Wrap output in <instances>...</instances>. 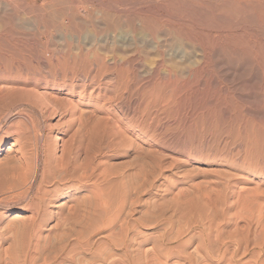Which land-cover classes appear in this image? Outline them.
I'll use <instances>...</instances> for the list:
<instances>
[{
  "label": "bare ground",
  "instance_id": "1",
  "mask_svg": "<svg viewBox=\"0 0 264 264\" xmlns=\"http://www.w3.org/2000/svg\"><path fill=\"white\" fill-rule=\"evenodd\" d=\"M38 1L0 0V102L3 103L4 99H7L10 95L19 94L18 92L20 94L25 93L32 101L41 106L44 113L45 111H50V116L59 115L66 121H61L64 127L60 131H57L49 123L47 125L50 131L48 136H35V164L33 166L34 175L32 180L30 181L27 178V173L29 174L30 171L25 172L30 167L26 169V167H22V164L19 167L22 174L19 171L21 175H17L19 180L14 183H8V191L0 196V205L26 200L27 210L30 213L29 217L25 219L21 215L16 214V217L8 222L7 225L4 226L3 223L0 226V264H119V250L123 252L124 256L121 264H264V189L262 190L259 187L261 183L258 186L250 187L246 182V178L243 177L244 175H239L233 180L225 179L219 183L211 184V187L206 190L196 186V193L194 192L195 194L193 193L192 195L196 197L198 202L194 200L193 203L195 204L193 205L192 201H190L192 210L190 209L187 213H185L184 208H181L183 206L181 202L179 204L181 207L177 204L176 208H174V211L178 214H169L170 216H168L163 211L165 202L154 203L155 201L153 202L152 200L153 204L150 207L148 206L141 216L128 218L130 214H126V211L129 212L127 205L131 207L136 204V199L133 200L130 195L132 190L130 191L126 188L118 194L117 199L116 197L115 199L112 198V195L108 192L110 190L107 191L109 187L104 182L105 177L103 178L104 170L101 166L104 161L100 159L102 147L100 144L98 147L94 145L95 143L98 144L97 140H95L96 142L93 141L94 137L92 140L89 135L88 138L86 137V131L90 125L86 126L87 124L83 120L85 114L84 106H97L101 100L110 101V103L115 101L113 96L109 95V91L116 90L132 94L134 91L132 88L134 80L132 79L133 77L129 76V69L131 70L136 63H146L144 62L145 60L150 59L151 61V58H156L157 56L156 59H153L152 68L148 70L150 77L151 75L153 76L151 80L154 81L144 87L145 94H150L152 97L162 96L165 93L163 90L170 84L181 83L186 78H189V80L190 78L192 80L193 78H202V75L208 70L207 66L209 64L205 65L208 55L205 54L202 48H199L198 43V46L196 45V40L194 39L196 36H188L184 26L185 18H187L186 13L189 12L188 8L190 7L197 12L198 7L196 4L195 7L194 3L192 4L193 7L190 5L188 7L189 3L187 1L175 0L170 2L168 0L169 2L165 3L166 5L158 6L147 0L151 5L146 4L143 7H140V5L129 8L133 3L131 2L132 4L130 5L125 3L128 6L126 11L119 12L120 2L113 3L111 0L107 1L115 4L113 7H107L104 0H44L43 4H38ZM186 2L188 4H185ZM122 4L124 2L121 3V6ZM108 6H110L109 3ZM240 6L229 4L226 8L229 9V12L234 17L245 15V7L243 4L244 8ZM83 8L87 16L93 17L95 32L92 31L94 36L90 38H82L83 47H81L79 44L80 36L77 33L79 30L84 33L82 29L87 30L88 27L85 28V26L91 22H89L90 19L87 20L85 17H83L85 20L79 18L81 16L79 14L82 13L80 9L82 10ZM165 10H168L169 17L164 16L163 11ZM191 13L190 11L189 14ZM213 14L210 13V15ZM24 16L28 17L24 18ZM216 18L218 17L216 16ZM249 21L252 24L253 21ZM258 26L260 27V25ZM55 30L77 32V36L72 33L75 36L73 38L70 35L68 41H71L72 38L75 39V42L79 44L77 46L79 47L77 49L78 53H75V51L67 52L66 58L63 56L65 62L63 60L62 62L68 64L69 67L71 65H81L83 67L88 66V69L90 68L87 73L83 72L80 82L76 83V81L73 83L71 81V84L63 85L68 89L64 95L61 90H58L56 82L58 74L54 75L53 80L51 79L52 82L48 83L49 86L40 85L37 81L34 84L30 83L31 80H37L35 77L41 75L40 69L42 67L57 71L59 65L62 64L60 58L56 57L54 61L53 55L48 56L46 61L43 62L40 59L43 56L40 57L33 54V48L29 44L32 38H34V42L35 39L39 41L40 36L48 37L49 33ZM65 33H63V36ZM84 36H86V33ZM68 47L70 49V46ZM207 49L206 51H209ZM152 54H156V56L152 57ZM211 54L212 52L209 55L213 59V54ZM207 62L210 63V61ZM65 66L62 67L65 69ZM32 67L36 69L33 73H31ZM163 68L166 70H162ZM21 69L27 70L29 73L24 78L25 81L23 79V81L19 80L18 74H14L16 72L19 73ZM52 71L48 73L50 74ZM162 71L163 74H161ZM8 77H11L10 80H7ZM64 78H62V81H64ZM48 79L50 80V78ZM199 81H201L199 83H202V80ZM20 82L23 87H26V90H23V87L19 89ZM189 83L192 85L191 83L193 82ZM204 83L207 82L205 81ZM175 86L176 84L173 87L176 88ZM171 87L169 89H172ZM177 88L180 89L178 85ZM185 89L187 90L184 87ZM52 90L56 91H53V96L49 98ZM182 90L179 92L183 93L181 92ZM180 93L179 95L181 96ZM168 95L169 99L171 94ZM173 98L176 99V97ZM93 126H96V124ZM66 132H72L71 136H68L69 139L66 137L68 140L62 138L66 136ZM91 132L92 130L88 133ZM121 132L124 133L123 131ZM92 134H97V132H92ZM52 138L56 142L54 157H51L49 153ZM91 144L93 145L91 146ZM40 145L44 146L42 148L44 158L41 160L43 178L40 183H36L34 196L29 197L39 171L37 152L41 150ZM11 150L8 151V154L13 152ZM59 152L60 154H57ZM152 165L158 164L154 162ZM50 167H52L53 172L50 176H47ZM147 167L139 164L137 171L131 174L136 182H141V180L146 182H141L140 184L143 183L142 186L139 184L141 186H139L140 189L144 187L147 190L148 188H145V186L153 185L154 180L161 177L162 168H164V166L159 165L158 170L148 171L149 167ZM24 185L25 188L21 189ZM45 185H47V188H45ZM254 185H257V182ZM80 189H85V191L87 189L88 191L86 192L88 194L86 195L83 192L86 196H83L82 199L73 197V193L76 194ZM140 189L138 193L143 191ZM112 190L114 191V189H111V192H113ZM64 197H68V203L63 201V203H66L57 205L58 212L53 215L55 212L49 209L51 199L55 198L57 200ZM71 198L72 201H70ZM189 199L193 200L192 198ZM178 200L181 201L182 198ZM161 205H163V210ZM169 206L170 203L167 207L169 208ZM48 216L55 217V223L46 228L47 222L51 219ZM150 224H162L163 228H160H162L163 234H157L161 236L159 237L161 238L160 240L154 234L153 236H156V239L153 238L154 240L150 245L151 248H148L151 251L147 250L146 246V250L142 251L140 248L142 244L138 237L143 236L144 243H148L142 229ZM177 226L178 228L176 229ZM106 230H108V234L106 233L105 241L102 240V237L97 240L94 239L95 235H101V232ZM119 231H121L120 234L123 232L125 235L123 239L121 237L120 243ZM186 236H189V239L185 240ZM195 240L196 244L193 243ZM192 248H194L196 256L191 252ZM136 254H140V256H136ZM173 256L178 257H176L177 260L171 263V260L175 259L172 258Z\"/></svg>",
  "mask_w": 264,
  "mask_h": 264
},
{
  "label": "rangeland",
  "instance_id": "2",
  "mask_svg": "<svg viewBox=\"0 0 264 264\" xmlns=\"http://www.w3.org/2000/svg\"><path fill=\"white\" fill-rule=\"evenodd\" d=\"M146 1L147 0H111V2L113 3L120 2L119 12L126 11V8L128 6L125 3H127L128 5L133 3L129 6L130 8L132 6L140 5V7H143L144 5L146 6V4L151 5V3L161 6L166 5L165 3L169 1L171 2L175 0H148L151 3H149L148 1L146 3ZM162 1L163 3H161ZM183 1H187L189 3H185L188 4V7L189 5L193 7V3L194 7L195 4L198 7V14L196 10L190 7L188 8L189 12L186 13L187 18H185L184 26L185 32H188V36H196L197 38L194 37V39L197 41H195L196 45L198 43L199 48H202L205 51V54L208 55L206 57L207 59L205 60V65L207 66L209 64L210 66H207L208 70L202 75L203 79L193 78L192 80L190 78L189 80V78H186V82L183 80L181 81V83H175L176 88L173 87L175 84H170L167 86L168 88L166 87L163 90V92H165L163 94L164 96L160 95V97H152V95L150 94L146 95L144 92V87L154 81L151 80L153 79V76L151 75L150 77V75L148 74V70L152 68L153 59L157 58L156 54H152L151 56H156V58H151V61L150 59H147L144 61L146 63H136L133 66L135 70L133 68V70L129 69V76L131 78L133 77L132 79L134 80V85L132 86L134 94H131L130 92L123 93V91L116 90L109 91V95H112L115 101H112L110 103V101L101 100L99 101L97 106H84L85 114L83 120L84 122H86V126L90 125L88 126L89 129L86 130L88 132L92 130L93 133H95V131L97 132V134L93 135L92 132L88 133L86 131V137L88 138L90 136L89 138H91V140L94 137L95 139L93 141L97 140L98 144L95 143L96 141L92 143H95L94 145H96V147H98L99 144L102 147L100 159H102L101 161H104L101 166L104 170V182L107 187L110 188H108L107 191L110 190L108 192H110L112 198L115 199L116 197L117 199L118 194L128 188L130 191L132 190L130 194L132 199H136L135 205L131 207L127 205V210H129V212L126 211V214H130L129 216L127 215L128 218H137L141 216L142 212L144 213L148 206L150 207L154 201V203H157L159 201H161V203H166V205L164 203V206L166 207L161 205V208L163 206L164 210L163 208L162 210L167 213L168 216L178 214H176V211H174V208H176L177 204L179 207L183 205L184 207L182 206L181 208H184L185 213H187L190 211V209L192 210L190 201H192L193 205L195 204L193 203L194 200L195 202H198L196 201V197L192 195L194 192L196 193V186H200L201 188H203L202 190H206L208 189V187H211V184L219 183L225 179L233 180L236 179L235 177L239 175H244L243 177L246 178V182L250 185V187L258 186V184L261 183L259 187L262 190L264 189V15H262L264 14V0H234V2L233 0ZM43 2L44 0H39L38 4H43ZM104 2L107 7H113V5H115L107 0H104ZM123 2L125 6H123L124 4H122L121 6V3ZM239 2H241L245 8ZM108 3L110 6H108ZM229 4H236L238 6H240L241 4L240 7L246 9L245 15H241L244 19L241 16L234 17V15L229 12V9L226 8ZM257 5L260 7H258ZM199 9H201V11H199ZM82 10L80 9V12L82 13L79 14L81 15L79 16V18L81 19L85 17V19L87 20L90 19L89 22L91 21V24L93 22L92 25L90 23H87L89 24L85 26V28L88 27L87 30L82 29V32L84 30V33H81V30H79L78 33H74V31L70 32L66 30H55L49 33L50 37L49 35L48 37L40 36L39 41H36L35 39L36 43L34 42V38H32L33 40L31 39V42L29 43L33 48L32 53L39 55L40 57L43 56L44 59L42 57L40 58L43 62H45L47 57L51 55H53L52 57L54 61L57 57L58 59L60 58L62 62V60L66 58V55L69 52L75 51V53H78L77 49L79 47L77 46L80 44L81 47H83L81 41L82 38H90L91 36H94V33L92 35V31L95 32V22L93 20V17L90 18L89 16H87L84 8ZM190 11L192 12L191 14H189ZM163 13L164 16L166 15L169 17L170 15L168 14V10L163 11ZM210 13H214L215 16L214 14L210 15ZM247 14L249 17H246ZM216 16L218 18H216ZM27 17L28 16H24V18ZM85 19L83 18L82 20ZM249 20L253 21L252 24H250L251 21ZM225 25L228 27H226ZM258 25H260V27ZM89 27L91 30L89 29ZM223 27L225 28L223 29ZM194 30L196 31L195 33ZM63 33H65L64 36L66 38L63 36ZM72 33L79 34V44H77V42H75V39H73V36L75 35ZM85 33L86 36H84ZM70 35L73 38L71 41L69 40L70 43H68V37ZM47 41L49 42V44ZM68 46H70V49ZM205 48L210 52L206 51ZM211 52L213 54H211L213 59L209 55ZM207 61H210L211 64ZM63 62L65 61L63 60ZM63 62L61 65L63 67L67 65L65 66V69L67 70H65L61 65H59V68L57 69L58 72L52 71V69L50 68L42 67L43 70L40 69L41 75L35 77L37 80H31L30 83L34 84L37 81L40 85L49 86L48 83H51V79L53 80L54 75L56 76L58 74L56 77L58 90H61L62 94L64 95V93H67L68 89L63 85H69L72 83L71 81H73V83H75L76 81V83L80 82L83 76V72L87 73L90 68L88 69V66L83 67L81 65H71L72 67H69L68 64H64ZM144 64H146L147 66ZM148 64L151 66H149ZM34 70L36 69L32 67L31 73H33ZM48 70L52 72L49 74ZM162 70L166 69L163 68ZM14 74H18V79H23L24 81V78L29 75L27 70L22 69L19 71V73L16 72ZM161 74H163V71L161 72ZM10 78L11 77H8L7 80H10ZM48 78H50V80ZM62 78H64V81L66 83L62 81ZM136 78L138 81L135 80ZM173 80L175 81V79ZM199 80H202V83H204L205 81L207 83H204L202 85V83H199L201 82ZM189 82H193L194 84L191 83L192 85H190ZM177 85L180 87V89L177 88ZM22 87L23 85H21L20 82L19 89H22ZM169 87H171L173 91L172 89H169ZM181 87H183V90L181 89ZM184 87L187 88V90H184ZM167 89H169V92L167 91ZM23 90H26V87H23ZM180 90H182L181 92L185 94L183 95V93H180ZM53 91L56 90L51 91L52 94L49 96V98L53 96ZM18 93L19 94L16 95H10V98L8 97L7 99H4L3 103L0 102V196L8 191V183H14L15 181L19 180L18 176L22 174V171L19 167L22 166V164V167H26V169L30 167L25 172L30 171L29 174L27 173V178H29L30 181L32 180L34 175L33 166L35 164V136H48L50 131L48 130L47 125L49 123H51V125L56 128L57 131H60L64 127L63 122L61 123V121H63L64 119L61 116H50V111H45L44 113V111H42L41 109V106L32 101V99H30L27 94L25 95V93ZM179 93L181 94V96L179 95ZM168 94L171 95L169 96ZM167 95L171 100L168 99ZM60 96L62 97V95ZM173 97H176V99ZM65 121L66 120H64V122ZM95 124L96 126H93ZM121 131H123L124 133H122ZM70 134H72V132H66V136L62 138L68 140L71 136ZM66 137L68 139H66ZM55 144L56 142L52 138L49 146V153L51 157H54ZM42 145H40L41 150L37 152V165L39 167V171L35 179L36 182H34V186L31 190L32 193H30L29 197L34 196L36 185L40 183L43 178L41 160H43L44 158V152H42V148L44 146ZM92 145L93 144H91V146ZM10 150L13 152H10V154H8V151ZM92 152L94 153V151ZM57 154H60V152ZM154 162L158 165H152ZM141 163L145 167H152L151 169L147 167L148 171L158 170L159 165L164 166V168H162L163 172L161 177L154 180L155 184L153 183V185H150L149 187L145 186V188H148L147 190H145L144 187L141 188L143 191L138 193L140 189L139 186H142L143 183L146 182L142 180V184H140V181H138L139 183L136 182L132 178L131 174L137 171L139 164L140 166H142ZM19 171H21V174H19ZM52 172V167H50L48 169L47 176H50ZM256 182L257 185H254V183L256 184ZM25 185L21 189L25 188ZM45 188H47V185H45ZM111 189H114V191L112 190L113 192H111ZM86 191L88 190L86 189ZM86 191L85 189H80L76 194L73 193V197L82 199L83 196H86L88 194ZM83 192L86 193V195ZM183 196L186 201L188 199V204L184 200ZM181 198L185 202L182 200H178ZM189 198H192L193 200H190ZM52 199L50 201L51 204L49 205V209L55 212L53 215L58 212L57 205H61L66 202L68 203L69 200L68 197L60 198L57 200L55 198V200ZM63 201L66 202L63 203ZM70 201H72V198L70 199ZM26 202L27 201L24 200L0 205V226L3 223L4 226L7 225L8 222L12 221L16 217V214L21 215L24 219L28 218L30 213L27 210ZM181 202H184V204H182ZM169 203L171 207L169 206L168 208L167 206ZM180 203L181 205H179ZM173 204L174 206H172ZM193 207L195 208V206ZM152 210L150 209V211ZM65 211L67 210L65 209ZM48 218L51 219L49 220V222H47L46 228H49L52 224L55 223V217L48 216ZM160 227L163 228L162 224H150L142 229V232L145 234L148 241V243L145 244V240L142 239L143 236L138 237L139 241L142 244L140 247L142 251H144L146 247L147 250L151 248L150 245L154 240L153 238L156 239V236H153L154 234H163L161 231L162 228ZM177 228L178 226L176 227V229ZM107 232L108 230L101 232V235H95L94 239L97 240L99 239V237H102V240L105 241V237L108 234ZM120 233L121 231H119V243L121 237L123 239L125 236L123 232L122 234ZM159 235H157V238L161 237ZM185 238L184 239L187 240V238L189 239V236H186ZM160 239L161 238H159V240ZM195 242L196 240L193 243ZM192 249L193 250H191V252H193L196 256L197 254L194 248ZM137 255L140 256V254H136V256ZM176 257L178 256L172 257L175 259H172L173 261L171 260V263L177 260ZM123 258V252L119 250V264H121Z\"/></svg>",
  "mask_w": 264,
  "mask_h": 264
}]
</instances>
